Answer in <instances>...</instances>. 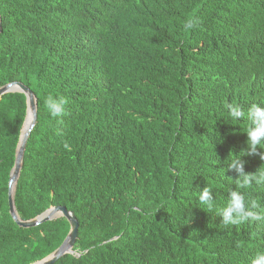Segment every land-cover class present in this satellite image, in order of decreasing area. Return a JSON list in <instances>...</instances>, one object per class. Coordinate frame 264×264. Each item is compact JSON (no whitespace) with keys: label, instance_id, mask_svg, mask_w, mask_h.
Instances as JSON below:
<instances>
[{"label":"trees","instance_id":"obj_1","mask_svg":"<svg viewBox=\"0 0 264 264\" xmlns=\"http://www.w3.org/2000/svg\"><path fill=\"white\" fill-rule=\"evenodd\" d=\"M0 19V88L37 100L15 210L28 221L61 206L79 224L55 264H251L264 251V220L225 225L216 211L236 189L264 214V160L245 155L249 121L228 111L264 106V0H0ZM48 95L67 98L65 115ZM26 110L21 93L0 98V264L37 263L70 229L9 214ZM231 153L255 174L247 187ZM208 187L212 210L198 200Z\"/></svg>","mask_w":264,"mask_h":264},{"label":"clouds","instance_id":"obj_2","mask_svg":"<svg viewBox=\"0 0 264 264\" xmlns=\"http://www.w3.org/2000/svg\"><path fill=\"white\" fill-rule=\"evenodd\" d=\"M193 20H187L183 24L185 31L195 27ZM67 98L62 96L48 95L45 99V105L51 116L62 117L66 113ZM230 118L233 121H239L245 117L249 121V127L245 134L247 136L246 145L247 151L245 155H258L261 160H264V106L259 104L252 105L247 113L239 106L230 105L228 108ZM66 149L69 148L67 143L64 144ZM241 154L236 155L231 153L228 169L234 170L238 174L239 187H247L251 183V177L255 174H247L244 171V162L241 159ZM264 176V174H262ZM198 200L202 205H206L209 210L215 208V200L212 196L210 188H205L203 191H198ZM259 205L255 200L249 201L245 195L238 190L230 189L226 204L217 208V214L222 218L225 225H239L248 220H264V214L256 211ZM251 264H264V251H258L251 260Z\"/></svg>","mask_w":264,"mask_h":264},{"label":"water","instance_id":"obj_3","mask_svg":"<svg viewBox=\"0 0 264 264\" xmlns=\"http://www.w3.org/2000/svg\"><path fill=\"white\" fill-rule=\"evenodd\" d=\"M1 32L2 29L0 19V34ZM14 92L21 93L26 97L27 110L20 140L18 142L16 150L15 163L11 170L8 184L9 214L12 217L13 221L21 228L36 227L42 223L53 221L57 218H63L68 222L70 229L60 247L47 258L36 263L55 264L59 259L63 258L66 255H74L73 248L77 239L79 224L74 214L71 211H68L65 207L61 206H54L52 208H49L44 213L32 220L21 221L18 217L14 205V191L21 172L27 140L37 122V100L33 92L20 82L10 83L0 88V98L8 93Z\"/></svg>","mask_w":264,"mask_h":264},{"label":"rangeland","instance_id":"obj_4","mask_svg":"<svg viewBox=\"0 0 264 264\" xmlns=\"http://www.w3.org/2000/svg\"><path fill=\"white\" fill-rule=\"evenodd\" d=\"M34 264H36V263H34Z\"/></svg>","mask_w":264,"mask_h":264}]
</instances>
